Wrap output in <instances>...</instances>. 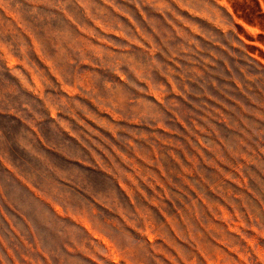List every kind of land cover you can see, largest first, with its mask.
Wrapping results in <instances>:
<instances>
[{
	"label": "rangeland",
	"instance_id": "rangeland-1",
	"mask_svg": "<svg viewBox=\"0 0 264 264\" xmlns=\"http://www.w3.org/2000/svg\"><path fill=\"white\" fill-rule=\"evenodd\" d=\"M0 264H264V0H0Z\"/></svg>",
	"mask_w": 264,
	"mask_h": 264
}]
</instances>
